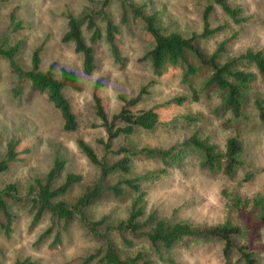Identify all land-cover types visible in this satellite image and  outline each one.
<instances>
[{
	"label": "rangeland",
	"instance_id": "374dc122",
	"mask_svg": "<svg viewBox=\"0 0 264 264\" xmlns=\"http://www.w3.org/2000/svg\"><path fill=\"white\" fill-rule=\"evenodd\" d=\"M135 5H144L148 12H154L158 26L164 32L177 31L183 35L201 30V13L206 4H212L209 14L211 28L221 26L199 45L205 53H210L219 41L234 37L228 45L223 58L236 56L246 48L264 49V0H227L231 6L242 9L247 20L234 24L211 0H127ZM102 0H0V46L8 47L19 43L13 57L21 70L30 67L32 51H39V69L44 71L50 64L55 77L61 67L72 70L81 86L79 91L69 87L62 89L75 115L77 129L65 131L58 111L46 97L30 88L28 82L14 73L6 60L0 57V155L4 153L9 139L17 141V160L0 173V188L12 182L16 184L17 196L21 201L10 204L14 214L12 231L5 237L0 229V264H12L17 259L29 257L37 264H80L98 246L87 235L77 220L60 221L59 241L48 246L52 234L37 240L38 235L47 228L51 220L48 215L30 227L32 211L26 198L28 185L34 178H41L50 167L53 157L64 159L66 172L81 176L64 196L72 203L98 178V168L90 164L78 151L75 140L82 138L89 144L97 157H105L111 162L114 154L104 151L98 139L106 141V132L96 116L92 100L93 84L100 80L97 94L101 98L108 118L122 105L118 95L125 98L135 96L143 88L141 99L130 107L132 111L153 107L158 114V124L152 130H138L130 136L119 135L109 140L110 150L121 146L138 148L148 145L165 148L190 136L204 139L223 149L225 139L237 135L242 144L239 156L242 164L227 175L221 170H208L200 165L201 155L195 149L175 165L160 175L157 180L143 184L144 212H156L160 218L171 221H185L197 228H209L228 222L239 228L240 233L233 237L237 244L251 247L263 246L261 229L247 230L255 215L250 210V200L256 194H264V122L257 117L253 100L264 99V82L256 71L254 78L242 97L241 112L232 117L228 111L217 109L218 91L204 85L203 72L182 79L181 69L166 67L156 76L146 52L152 41L140 23L128 16L126 24L120 23L118 0H109L104 10ZM127 2V3H128ZM103 11L118 25L116 35L118 59H116L105 40L92 43L95 68L89 74L82 72V57L74 51L73 44L62 40L66 31V16L81 19L83 15L94 14L103 34L101 20ZM10 14L19 26L14 28ZM83 36L88 43L89 33L84 28ZM194 92V96H192ZM182 97L180 103L168 102L171 98ZM150 161V160H149ZM158 163L136 161L132 174L138 175L158 168ZM248 174V178L244 179ZM117 179L112 176L107 183ZM60 181V179L58 180ZM104 192L86 213L90 219L107 216L109 223L116 224L124 219L129 200L114 199ZM239 201L236 202V199ZM251 218V219H250ZM132 253L137 249L147 250L146 244L135 240ZM221 243L215 238L183 239L168 253L150 257L154 264H167L160 258L170 257L174 264H223ZM256 252L258 264H264V249ZM234 260V259H232ZM88 264H96L94 261ZM230 264H241L232 261Z\"/></svg>",
	"mask_w": 264,
	"mask_h": 264
},
{
	"label": "trees",
	"instance_id": "16d2710c",
	"mask_svg": "<svg viewBox=\"0 0 264 264\" xmlns=\"http://www.w3.org/2000/svg\"><path fill=\"white\" fill-rule=\"evenodd\" d=\"M109 0H102L101 9L107 6ZM120 6V23L126 24L128 16L140 23L143 30L152 41L151 48L146 52V58L150 61L156 76L162 74L166 67L181 69L182 79L200 72L205 75L204 85L213 87L218 91L219 104L217 109L230 112L232 117H238L241 112L242 97L249 88L254 78V73L248 68L252 67L264 82V49L246 48L236 56L223 58L234 34L222 39L210 52L205 53L199 45V41L211 34L218 32L221 26L211 28L209 26V14L213 10L212 4H206L201 13L202 26L199 32H191L183 35L177 31L164 32L157 23L156 14L145 10L144 5H135L127 0H118ZM128 2V3H127ZM234 23L246 21L247 16L242 15V9L231 6L227 0H211ZM103 34L97 24L94 14L87 13L81 19L71 14L66 16V31L62 35L63 41L73 44L74 51L81 54L82 72L89 75L95 68V59L92 43L99 39L105 40L112 55L118 59L116 35L119 32L118 25L112 22L103 11ZM10 21L14 28L19 26L10 14ZM89 33L88 43L83 36V29ZM19 47V43L8 47L0 46V57L7 61L10 69L20 78L28 82L31 89L43 94L49 103L58 111L62 120V129L75 131L77 122L68 100L63 96L62 89L69 87L79 91L81 86L72 70L61 67L59 76L52 72L53 64L48 69H39V51L36 47L30 56V67L21 70L13 60ZM101 86L96 79L93 84L92 100L96 116L106 132V141L98 139L104 151L114 154V159L109 162L105 157H97L93 148L82 138H76L75 144L78 151L92 165L98 168V178L90 186L85 187L72 203L64 200L69 190L80 182L78 173L66 172L61 178L64 169V159L54 156L50 167L41 178H34L28 185L26 198L29 199L32 211L30 227L37 224L46 214L51 220L37 240L49 235L52 240L48 246L55 245L60 238V221L67 224L68 221L77 220L87 235L98 246L87 255L80 264H88L94 261L96 264H154L149 253L160 257V253H168L183 239L215 238L221 243V258L223 264L232 261L241 264H258L256 252L263 250V246L251 247L247 244H237L233 237L240 233L237 226L224 222L221 225L209 228H197L185 221H171L160 218L156 212H144L143 184L157 180L170 166L177 164L189 151L197 150L201 155L200 165L208 170H221L224 174H231L242 162L239 156L242 152V144L237 135H230L225 139L223 149L204 139L190 136L178 143L165 148L142 145L138 148L121 146L110 150L109 140L119 136H130L138 130H152L159 122L158 114L153 107L132 111L130 107L141 99L143 88L133 97L125 98L118 95L122 102L119 110L109 118L104 110L101 98L97 94ZM194 96V92H192ZM182 97L171 98L168 102L180 103ZM253 105L260 121L264 122V99L255 98ZM17 141L9 139L5 143L4 153L0 155V173L5 171L11 163L17 160ZM148 161L158 163L159 167L138 175L132 174V166L136 161ZM150 160V161H149ZM116 176L113 183L107 180ZM248 178V174L244 179ZM60 179V181H58ZM104 192L114 199L129 200L127 213L124 219L116 224L109 223L107 216L102 215L98 219H90L86 210L96 202ZM17 196L15 183L9 182L0 188V229L5 237L12 231L14 214L10 210V204L21 201ZM239 198L236 199V202ZM250 203L249 207L255 215L247 230L261 229L264 236V194H256L250 200L244 199L243 205ZM141 239L147 246L149 253L137 249L132 253L135 240ZM234 259V260H232ZM167 264H174L170 257L160 258ZM12 264H37L29 257L17 259Z\"/></svg>",
	"mask_w": 264,
	"mask_h": 264
}]
</instances>
